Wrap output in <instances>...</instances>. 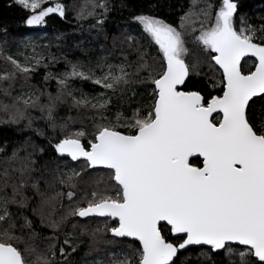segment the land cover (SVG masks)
<instances>
[{"label":"snow or ice","instance_id":"snow-or-ice-1","mask_svg":"<svg viewBox=\"0 0 264 264\" xmlns=\"http://www.w3.org/2000/svg\"><path fill=\"white\" fill-rule=\"evenodd\" d=\"M8 6L28 28L67 19L63 0ZM165 6L121 0L135 30L118 63L57 74L35 46H0V125L20 134L0 140V264H70L77 230L103 253L92 264H264V16L257 26L240 0H189L176 24ZM111 11L84 0L75 19L99 34ZM140 87L148 100L133 104Z\"/></svg>","mask_w":264,"mask_h":264},{"label":"trees","instance_id":"trees-1","mask_svg":"<svg viewBox=\"0 0 264 264\" xmlns=\"http://www.w3.org/2000/svg\"><path fill=\"white\" fill-rule=\"evenodd\" d=\"M68 6V13L66 20H60L59 17L53 16L49 18L47 26L43 28H28L23 23V13L17 7H9L10 0H0V46L3 47L5 53L17 55L18 53H26L32 55L33 46H35L36 53L42 54L49 64L48 71L54 73H61L67 69V61H95L101 57H108L109 62L118 63L121 59L120 41L124 36L135 30L133 25L131 28H126L125 25L131 23L128 9H121V0H111L113 11L110 12L108 19L104 25V31L97 33L96 30L90 26L95 23L94 20L88 19L77 22L75 19L76 10L79 5L84 3V0H63ZM143 0H128L129 8L138 11ZM168 4L175 7L170 8L165 6L159 14L162 15L169 22L179 23V16L182 14L181 6L186 9L189 0H167ZM239 15H246L248 22L254 25H259V17L264 16V0H240ZM73 6H76L75 10ZM239 15L237 21H239ZM239 26V24H238ZM7 30V31H5ZM40 34L39 40H30L34 34ZM57 37H60L57 39ZM116 38V47L113 46V38ZM191 45V42H189ZM127 49V45H123ZM52 57H55L57 63H52ZM23 60V56L19 57ZM246 63H242V69H250L253 63L252 59H246ZM0 67H3V62L0 61ZM206 70V69H205ZM44 68L37 70L32 78V83L43 85ZM76 86H80V82H75ZM55 81L49 84V90L55 91ZM85 92H91L93 86L85 84L83 86ZM128 96L123 97L126 101ZM148 97L145 89L140 87L139 94L136 95L132 103L143 105L147 102ZM121 101L113 97V105L120 104ZM259 107V105H257ZM123 110L128 111L129 105L123 104ZM60 115H66V110H61ZM20 134L15 132L12 128L0 125V140L17 141ZM68 232H73L71 225L67 227ZM76 237L73 240V245L77 247V251L72 253L70 257V264H81L83 259L102 257L103 253H96L89 251L88 237H82L77 230L74 232ZM70 252L71 249H68Z\"/></svg>","mask_w":264,"mask_h":264},{"label":"rangeland","instance_id":"rangeland-1","mask_svg":"<svg viewBox=\"0 0 264 264\" xmlns=\"http://www.w3.org/2000/svg\"><path fill=\"white\" fill-rule=\"evenodd\" d=\"M41 33H43V30L40 33H38V34H34L33 36H31V38H28V39H30V40H39L40 39L39 36H40ZM94 258H99V257L83 259L82 260L83 262L81 264H92V261H93Z\"/></svg>","mask_w":264,"mask_h":264},{"label":"flooded vegetation","instance_id":"flooded-vegetation-1","mask_svg":"<svg viewBox=\"0 0 264 264\" xmlns=\"http://www.w3.org/2000/svg\"><path fill=\"white\" fill-rule=\"evenodd\" d=\"M245 73H247V71H249V69H247V70H243Z\"/></svg>","mask_w":264,"mask_h":264},{"label":"water","instance_id":"water-1","mask_svg":"<svg viewBox=\"0 0 264 264\" xmlns=\"http://www.w3.org/2000/svg\"><path fill=\"white\" fill-rule=\"evenodd\" d=\"M247 58H251V59H253L254 60V58H252V57H247ZM243 62V61H242ZM214 116H215V114H214Z\"/></svg>","mask_w":264,"mask_h":264}]
</instances>
